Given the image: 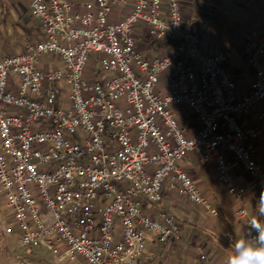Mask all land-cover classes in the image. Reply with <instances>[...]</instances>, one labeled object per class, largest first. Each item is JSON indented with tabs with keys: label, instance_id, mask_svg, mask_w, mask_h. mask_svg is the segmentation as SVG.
I'll list each match as a JSON object with an SVG mask.
<instances>
[{
	"label": "built area",
	"instance_id": "built-area-1",
	"mask_svg": "<svg viewBox=\"0 0 264 264\" xmlns=\"http://www.w3.org/2000/svg\"><path fill=\"white\" fill-rule=\"evenodd\" d=\"M116 7L129 10L111 19ZM31 15L44 38L0 58V195L19 245L44 247L61 264H137L150 237L163 244L183 237L173 215L152 218L144 208V200H163L165 185L219 214L180 165L189 153L213 164L236 199L246 188L227 155L264 192L255 141L264 126L239 120L264 101V66L255 55L253 88L239 98L227 69L231 52L202 47L180 0H31ZM137 28L171 48L145 58ZM246 49L264 53V38ZM92 53L102 78L95 67L88 73ZM48 55L59 60L53 68ZM174 105L201 122L193 136ZM236 214L246 220L245 237L226 230L228 244L257 235L246 208Z\"/></svg>",
	"mask_w": 264,
	"mask_h": 264
},
{
	"label": "crops",
	"instance_id": "crops-1",
	"mask_svg": "<svg viewBox=\"0 0 264 264\" xmlns=\"http://www.w3.org/2000/svg\"><path fill=\"white\" fill-rule=\"evenodd\" d=\"M180 1L183 17L200 34L202 47L211 52H231L227 69L237 82L238 97L242 98L251 91L255 80L251 56L255 55L264 66V53L246 49L248 40L264 38V0ZM84 2L94 4L95 0H77V3ZM90 10L94 11L95 7L92 6ZM128 10L129 7H116L111 19L120 17ZM0 33L4 34L0 35V49L6 47L9 51L23 49L26 43L44 38L40 22L31 15V0H0ZM135 34L137 49L145 58L152 59L161 54L148 48L141 36V28H137ZM95 55H91L90 62L97 68L100 65L95 61ZM46 61L50 68L59 62L53 55H48ZM93 75L102 78L104 72ZM161 88L167 89L165 80L161 82ZM172 109L186 135L193 136L201 122L189 108L174 105ZM239 120L244 126H264V101L254 106L248 114L240 115ZM255 141L256 158L264 167V133ZM227 156L234 169L237 185L246 188L244 197L236 199L232 196L220 181L216 167L210 163L201 164L196 155L189 153L180 160V165L192 177L201 194L219 209V214H211L201 204L180 198L165 185L163 200L158 204L144 200V208L152 218H158L161 211L173 215L183 230V237L164 244L150 237L137 264H227L228 258L234 253L235 244H228L223 233L230 230L236 237L245 235L246 220L236 214L238 209L244 207L251 218H261L258 214L261 194L256 181L230 155ZM18 232V226L5 206L4 197L0 195V264H51L46 254L38 249L40 247L19 245ZM16 244L24 250L18 252ZM202 255L206 259H202ZM52 264L61 263H56L53 257Z\"/></svg>",
	"mask_w": 264,
	"mask_h": 264
},
{
	"label": "clouds",
	"instance_id": "clouds-1",
	"mask_svg": "<svg viewBox=\"0 0 264 264\" xmlns=\"http://www.w3.org/2000/svg\"><path fill=\"white\" fill-rule=\"evenodd\" d=\"M259 217L249 220L250 229L255 230L257 235L252 238L238 239L235 241L234 253L227 264H264V192L261 193L258 203Z\"/></svg>",
	"mask_w": 264,
	"mask_h": 264
},
{
	"label": "trees",
	"instance_id": "trees-1",
	"mask_svg": "<svg viewBox=\"0 0 264 264\" xmlns=\"http://www.w3.org/2000/svg\"><path fill=\"white\" fill-rule=\"evenodd\" d=\"M188 27H191L188 24ZM142 38L146 41V44L148 46L149 49H155L157 50V52L163 54L165 51H167L168 49L171 48V42L170 41H157V40H148L146 39L145 35L142 36ZM94 53H92L93 55ZM96 56V55H95ZM95 61H98V57H96ZM97 73L100 74L101 70L100 67L96 68ZM31 248H38V247H31Z\"/></svg>",
	"mask_w": 264,
	"mask_h": 264
},
{
	"label": "rangeland",
	"instance_id": "rangeland-1",
	"mask_svg": "<svg viewBox=\"0 0 264 264\" xmlns=\"http://www.w3.org/2000/svg\"><path fill=\"white\" fill-rule=\"evenodd\" d=\"M1 1H3L4 2V0H1ZM73 2H76L77 3V0H72ZM83 1H85V0H83ZM0 35H3L4 36V34L3 33H0ZM1 50V55H0V57H2V56H4V55H6V54H12V53H17V52H20L22 49H17V50H8L6 47H5V49H3V48H1L0 49ZM93 64L92 63H90L89 65H88V73L89 74H92V70H93ZM13 242L15 243L16 242V239L14 238L13 239ZM16 246H18V247H20L19 245H17L16 244ZM18 247H16V250L19 252L20 250H24V248H22V247H20V249L18 248ZM38 249H41L45 254H46V256H47V260L48 261H50V263L52 264L53 263V255H52V253L48 250V249H46V248H42V247H40V248H38Z\"/></svg>",
	"mask_w": 264,
	"mask_h": 264
}]
</instances>
